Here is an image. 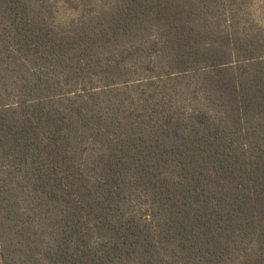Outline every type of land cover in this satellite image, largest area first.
Returning a JSON list of instances; mask_svg holds the SVG:
<instances>
[{"label": "trees", "instance_id": "trees-1", "mask_svg": "<svg viewBox=\"0 0 264 264\" xmlns=\"http://www.w3.org/2000/svg\"><path fill=\"white\" fill-rule=\"evenodd\" d=\"M0 264H264V0H0Z\"/></svg>", "mask_w": 264, "mask_h": 264}]
</instances>
